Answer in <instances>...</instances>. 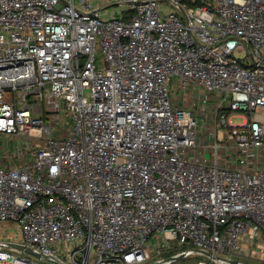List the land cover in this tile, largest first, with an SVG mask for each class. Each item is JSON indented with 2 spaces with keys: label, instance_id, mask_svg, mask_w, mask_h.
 <instances>
[{
  "label": "built area",
  "instance_id": "2783aa9c",
  "mask_svg": "<svg viewBox=\"0 0 264 264\" xmlns=\"http://www.w3.org/2000/svg\"><path fill=\"white\" fill-rule=\"evenodd\" d=\"M0 142V227L54 264L258 256L264 0H0Z\"/></svg>",
  "mask_w": 264,
  "mask_h": 264
},
{
  "label": "rangeland",
  "instance_id": "374dc122",
  "mask_svg": "<svg viewBox=\"0 0 264 264\" xmlns=\"http://www.w3.org/2000/svg\"><path fill=\"white\" fill-rule=\"evenodd\" d=\"M115 12H118V10H114ZM114 15V14H113ZM107 18H109V16H106ZM232 124H239L240 122H241V119H238V118H232L231 119V121H230ZM53 130H56L57 129V127H53L52 128ZM220 134V133H219ZM0 146H1V142H0ZM14 146H15V143H12V144H7V145H5L4 146V150L2 151V150H0V161H2V162H7V163H9L10 161H8L7 159H6V154H10V153H12L13 152V149H14ZM25 149H26V145L25 144H23L22 145ZM1 230L2 229H0V232H1ZM6 231L9 233V232H11V233H16L17 235H18V233H17V230H15L13 227H11V228H7L6 229ZM0 241H2V242H5V243H10L12 240H10V239H6V237H1L0 238ZM156 241H157V239H156ZM155 241V242H156ZM186 248H184V247H182V246H178V245H175V246H173V247H171L170 248V250H163V252H162V254H161V256H159V255H154V260H160L162 257H167V256H169V255H171V254H178V253H182L184 250H185ZM257 252H258V256L256 255L255 257H249V258H246V257H234L235 258V260L237 261L238 259H240V261L241 262H243V263H252V264H264V250H262V251H260V250H257ZM18 256H20V257H23V258H28V256L27 255H24V254H18ZM251 256V255H250ZM201 259V257H199V256H192V257H190L189 259H186V260H178V261H175V262H173V263H170V264H192V263H195V262H197L198 260H200ZM37 261V263H39V264H50L49 262H47V261H44V260H40V261H38V260H36Z\"/></svg>",
  "mask_w": 264,
  "mask_h": 264
},
{
  "label": "water",
  "instance_id": "95a60500",
  "mask_svg": "<svg viewBox=\"0 0 264 264\" xmlns=\"http://www.w3.org/2000/svg\"><path fill=\"white\" fill-rule=\"evenodd\" d=\"M3 247L7 248V249H11V250H15L21 254L27 255L28 257H32L38 261L40 260H44L49 262L50 264H54L55 262H53L52 260H50L49 258H47L46 256L42 255L40 252L34 251L29 249L26 246H23L21 244H14V243H4L2 244ZM183 257V254H179L177 256L172 257L169 260V263H173L175 261L180 260ZM216 259H221L224 260V258H221L219 256L216 257ZM233 264H237V261H232ZM246 264H252V263H246Z\"/></svg>",
  "mask_w": 264,
  "mask_h": 264
},
{
  "label": "crops",
  "instance_id": "0c3cea01",
  "mask_svg": "<svg viewBox=\"0 0 264 264\" xmlns=\"http://www.w3.org/2000/svg\"><path fill=\"white\" fill-rule=\"evenodd\" d=\"M0 229H2V233L0 232V236H2L3 238L6 237V239H10V240H18L19 237L18 235L14 232V233H11V232H7L6 229H7V226H2L0 227Z\"/></svg>",
  "mask_w": 264,
  "mask_h": 264
},
{
  "label": "trees",
  "instance_id": "16d2710c",
  "mask_svg": "<svg viewBox=\"0 0 264 264\" xmlns=\"http://www.w3.org/2000/svg\"><path fill=\"white\" fill-rule=\"evenodd\" d=\"M171 255H172V254H171ZM171 255H169V256H171ZM169 256H168V257H169Z\"/></svg>",
  "mask_w": 264,
  "mask_h": 264
}]
</instances>
